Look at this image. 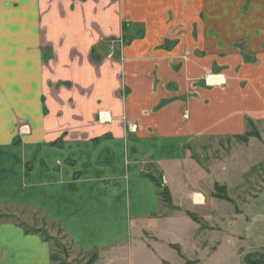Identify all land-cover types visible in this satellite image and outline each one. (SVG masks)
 Wrapping results in <instances>:
<instances>
[{
    "label": "crops",
    "instance_id": "1",
    "mask_svg": "<svg viewBox=\"0 0 264 264\" xmlns=\"http://www.w3.org/2000/svg\"><path fill=\"white\" fill-rule=\"evenodd\" d=\"M255 122L264 0H0V207L41 213L77 249L170 263L157 252L183 251L170 225L225 221L208 189L228 186L225 161L205 170L192 142ZM51 255L40 234L0 221V264Z\"/></svg>",
    "mask_w": 264,
    "mask_h": 264
},
{
    "label": "rangeland",
    "instance_id": "2",
    "mask_svg": "<svg viewBox=\"0 0 264 264\" xmlns=\"http://www.w3.org/2000/svg\"><path fill=\"white\" fill-rule=\"evenodd\" d=\"M252 124L249 132L253 136L244 139L228 136L192 142V155L205 170L220 159L225 161L217 175V180H227L225 191L217 190L213 183L208 189L211 195L225 194L232 202L222 199L224 224H210L211 229L198 230V224L187 222L170 225L166 233L183 251L180 255L176 249L158 246L157 252L169 264H264V122ZM234 152L247 153L233 160ZM246 165L248 169L242 173ZM0 213L4 214L0 221H13L40 234L50 244L55 257L52 264H162L157 257L137 250L128 255L127 248L123 252L117 248L77 249L61 226L49 223L33 209L3 206Z\"/></svg>",
    "mask_w": 264,
    "mask_h": 264
},
{
    "label": "trees",
    "instance_id": "3",
    "mask_svg": "<svg viewBox=\"0 0 264 264\" xmlns=\"http://www.w3.org/2000/svg\"><path fill=\"white\" fill-rule=\"evenodd\" d=\"M250 136H253V134L252 133H250V132H247L246 134H244L243 136H240V137H238L239 139L241 138V139H244V138H247V137H250ZM152 178V180L155 182V184L160 188V194H161V196H163V198L164 199H167V193H166V190L162 187V185L160 184V182H159V179H156L155 177H151ZM216 189L217 190H221V191H225V186H220V185H218V184H216ZM216 196L217 197H219V198H222V199H225V200H227V201H230V202H232V198H230V197H228L227 195H220L219 193H216ZM193 218H194V220H196L198 223H200V225H201V227L202 228H205V224H203L202 223V221L198 218V217H196V216H193ZM26 230V229H25ZM26 232H28V233H32V232H30V231H28V230H26ZM35 233H37V232H35ZM46 241V240H45ZM179 253H180V255H182V252H181V250H180V248L178 247V246H176V245H174L173 246ZM51 258H52V261L55 259V257H54V255L52 254L51 255ZM165 264H169L168 262H166ZM189 264V263H188Z\"/></svg>",
    "mask_w": 264,
    "mask_h": 264
}]
</instances>
